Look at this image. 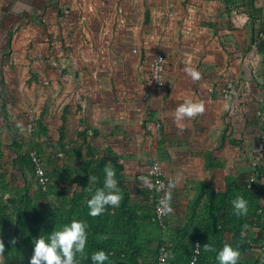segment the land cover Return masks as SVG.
<instances>
[{
    "label": "crops",
    "instance_id": "1",
    "mask_svg": "<svg viewBox=\"0 0 264 264\" xmlns=\"http://www.w3.org/2000/svg\"><path fill=\"white\" fill-rule=\"evenodd\" d=\"M242 1L248 3V0ZM240 3L241 0L233 3L225 0H4L0 7L2 32L21 21L31 34L37 35L38 44L33 55L48 51L46 38L49 39V73L67 70L69 77L79 75L80 80L74 82L73 105L79 115V126L88 124L112 147L123 162L125 176L134 180L136 187L144 186L138 179L140 175L149 178L147 166L143 167L144 172L138 173L142 168L139 145L142 143L143 150L148 151L152 143L153 162L157 161L162 167L167 183L178 181L172 190L174 211L167 232L172 240L183 230L191 213L192 224L185 232V239L195 233L193 227L204 210L202 199H196L201 183L206 181L215 191L223 190L231 174V165L217 155L221 148L215 144L216 140L220 144H230L217 128L221 115L227 111V100L219 97L217 92L210 95L208 88L213 84L214 64L228 57L227 45L239 40L231 27L239 26L240 15H245L247 23L251 24V38L262 51L261 41L254 36L251 19L238 10ZM263 4L264 0H254L253 6L246 7L250 10L259 8L262 12ZM226 12L230 13L229 18ZM26 15L31 17L29 23L23 22ZM40 20L47 25L33 24ZM220 23H224L223 30L219 28L217 33L221 32L222 36L213 28L214 24L220 27ZM25 29L15 37V48H20L26 39ZM141 34L144 38L142 49ZM5 38L4 43L9 45L11 37ZM154 50L155 55L160 52L165 60L168 58L163 85L153 84L150 79L145 81L134 70V65L143 57H150ZM200 51L205 53L201 55ZM199 58L203 63L197 67ZM38 61L39 65L29 67L28 83L37 81L44 72L43 62ZM54 63H59L58 67ZM187 65L202 74L200 81L193 83L185 74L183 69ZM261 66L262 73L264 53ZM186 98L203 101L206 111L186 120L185 129L180 131L173 123V113ZM247 103L251 105L252 102L247 100ZM69 107L63 109V121H67ZM259 131L252 128L249 135L240 136L237 141L246 150L256 144ZM137 141L138 146L134 143ZM234 170L238 172L234 175L239 178L246 173L243 165L238 164ZM229 239V236L225 238L226 241ZM235 241L241 252L238 261H245L251 249L245 245L244 237ZM156 246L157 242L152 241L151 247Z\"/></svg>",
    "mask_w": 264,
    "mask_h": 264
},
{
    "label": "rangeland",
    "instance_id": "2",
    "mask_svg": "<svg viewBox=\"0 0 264 264\" xmlns=\"http://www.w3.org/2000/svg\"><path fill=\"white\" fill-rule=\"evenodd\" d=\"M3 3L4 0H0V7L3 6ZM181 3L184 4L183 1ZM224 11L226 10L224 9ZM227 15L229 18L230 13H227ZM29 17V15H26L23 18V22L29 23ZM33 24L37 26L47 25L46 22L41 20L38 22L33 21ZM14 25V27L12 25L7 28V31L2 32L0 30V171H6L13 186L17 184L21 186L19 189H13L10 193H6L0 186V240H3L5 244V257L7 256L6 241L13 231L21 226L17 221V211L20 208L22 196L26 191L29 195H33L39 185L32 169L30 170L22 164L27 145L34 144L39 149L46 175L48 179L50 177L51 183L60 189L64 188L68 194L84 188L88 198L91 197L97 188L103 187L104 180L100 181L98 186H92V191H88V183L83 185L85 184V174L82 171L81 159L76 155H65L60 140L66 143L68 148L75 145V148L82 149V152H85V147L90 145L94 157L103 155L111 159L109 153L103 148L106 141L99 137L98 133L96 134L94 129L88 124L84 123L79 126V115L73 109L76 88L74 82L80 80L78 79L79 75L75 74L69 77V71L67 70L61 73L57 71L56 73H49V39L46 38V49L48 51L33 55V49L38 44L37 35L31 34L28 26H23L21 21L20 23L15 22ZM223 26L224 23H220V27L214 24L213 28L219 36H222V33H217V30L219 28L222 29ZM23 28H26L25 36L27 37L21 43L20 48H15V37H18ZM231 28L235 29L239 40L225 47L226 56L229 58H221L219 63L214 64L215 72L212 73L213 84H210L208 90L210 95H212L211 87H221L228 78H233L234 80L232 96L227 100V111L221 115L219 119L220 125L217 126L230 144L228 146L225 142L220 144L217 140L215 144H218L219 148H221L220 151L216 152L217 155L224 163L231 165V174L229 176L235 177L236 175L234 174L238 172L234 169L237 168L238 164L239 166L243 165L247 171L250 163L249 153L245 151L244 147H241L242 145L237 141L238 137L249 135L248 133L252 128L260 129V131L264 130V82L261 79L263 53L257 48L251 38V24L247 23L246 16L240 15L239 26ZM140 30L144 32L143 28ZM235 32L231 31V33ZM6 36L11 37L9 45L6 42L4 43ZM140 36V47L142 49L144 38L142 34ZM218 39L221 42V38ZM208 49L211 52V48ZM204 53L205 51L199 52L201 55ZM154 55L155 50L150 57H143L138 64L134 65L135 73L147 82L149 81L150 73L148 66ZM38 59L43 62L44 72L40 73L37 81L28 83L29 67L36 64L39 65ZM70 62L71 66L74 67L72 56ZM168 63V58H166L164 63L165 73ZM202 63V58H199L197 67H200ZM58 65L59 63H54L56 67ZM252 98H257V101L252 102ZM247 100L252 102L251 105L247 103ZM258 101L262 102V104L257 103ZM29 106L34 109L35 115L42 120H40L41 123L47 129L45 133H35L32 143L29 142V135L25 133L24 129L27 116L26 109ZM65 106H70L67 121L62 120V112ZM254 107L260 110V122L257 121L259 118L257 119L254 115ZM255 119L256 122H254ZM18 123L23 124V131L17 128ZM249 126L250 129L248 128ZM37 128L39 129L38 124ZM82 130L85 131L86 135H79L78 132ZM62 134L64 136L61 139ZM73 141H76V143H73ZM134 143L137 144L136 146L139 144L138 141ZM128 144V146H133L131 143ZM151 146L153 147L152 143ZM152 147L148 151H144V146L140 143L139 151L141 155L139 162L142 164V168L138 170V173L144 172L143 167H150L153 163L155 151H152ZM57 152H62V155L59 156ZM253 155L257 161L258 169L256 183L253 188L264 199V151L253 152L251 156ZM115 179L122 195L119 179L117 177ZM123 183L127 185L130 197H136L134 180H130L128 176L124 175ZM39 203L41 205H54L56 201L54 196L49 195L39 201ZM108 211V213H112L113 209ZM111 218H113L112 215ZM255 232L257 230L254 231V234ZM250 249L251 253L242 262L264 264V261L258 258L256 248L251 247Z\"/></svg>",
    "mask_w": 264,
    "mask_h": 264
},
{
    "label": "trees",
    "instance_id": "3",
    "mask_svg": "<svg viewBox=\"0 0 264 264\" xmlns=\"http://www.w3.org/2000/svg\"><path fill=\"white\" fill-rule=\"evenodd\" d=\"M234 1L225 0L227 3ZM253 1L248 0V3L245 4L241 0V7L244 5L245 7H239L238 10L245 12L251 19L254 36L261 41L260 48L264 53V4L262 12L259 8L255 9L254 7L250 10L246 6H253ZM262 74H264V70ZM251 100L252 102L256 101L254 98ZM40 120L36 116L34 130L29 136L31 143L35 133L47 131L41 123L42 120ZM78 133L79 135H86L83 130ZM63 136L64 134H62L61 139ZM60 142L65 155H76L81 159L82 171L85 174V184L83 185L89 183V176L94 175L98 177V182L93 186H98V183L104 180L103 168L105 165L110 163L115 168L116 177L122 187L120 206H109L101 216L90 217L87 208L89 198L86 196L84 188L68 194L64 188L60 189L51 183L49 177L46 189L38 185L33 195H29L27 191L24 192L20 208L17 211V221L21 226L17 227L6 241L5 264H30L34 240L41 236L47 240L52 231L59 230L64 225H70L73 219L86 223L88 233L85 249L88 259L81 260L78 257V264H91L90 256L98 250H103L108 254L109 261L106 264H157L158 245L161 242L169 243V252L173 253L175 257V259L169 260V264H189L191 239L193 237L199 238L201 242L200 260L204 264H218L215 258L216 252L206 253L203 251L205 244L212 245L217 251L222 249L225 243L237 247L235 239L241 237L240 233L245 224L249 226L244 236L245 245L248 248H255L260 239L264 237V213L259 212V208L264 206V199L254 190L253 186L249 187L246 182L250 163L244 177H227L223 190L215 191L206 181L202 182L201 185L199 184L196 199H202L204 210L199 216L198 223L193 227L195 233L188 240L185 239V232L192 224L193 214L191 213L189 221L183 225V230L178 232L175 239L172 240V238H168V233H163L162 226L158 222L152 221L154 202L150 203L144 199V195L150 192V188L136 187V197H130L128 187L123 183L125 175L123 162L109 144H104L103 148L109 153L111 159L103 155L94 157L90 145H87L86 151L82 152V149L75 148V145L68 148L66 143L62 140ZM32 148H35L40 154L39 149L34 144L27 145L22 164L26 168L32 169L34 176H36L29 157V150ZM60 153L62 155V152ZM0 186L6 193L21 187L18 184L13 186L10 183L6 171H0ZM137 194L142 195V198H138ZM49 195L55 197L56 203L54 205H41L39 201ZM238 195L243 196L248 201V214L246 216L237 217L230 204V201ZM110 209H113L112 213H108ZM255 230L257 232L254 234ZM227 236L230 238L228 241L225 240ZM152 241L157 242L155 248L151 247ZM238 264L247 263L240 261Z\"/></svg>",
    "mask_w": 264,
    "mask_h": 264
},
{
    "label": "clouds",
    "instance_id": "4",
    "mask_svg": "<svg viewBox=\"0 0 264 264\" xmlns=\"http://www.w3.org/2000/svg\"><path fill=\"white\" fill-rule=\"evenodd\" d=\"M185 74L191 78L193 83L202 79V74L194 67L187 65L183 69ZM205 103L199 100L186 98L180 103L173 113V123L180 131L186 127L185 121H190L205 113ZM17 128L23 131V124L18 123ZM104 182L102 188H97L91 197L87 200L88 215L90 217L101 216L107 207H119L122 195L117 185L116 170L109 163L103 168ZM159 172V165H156L150 172V175ZM140 183L148 188L156 187L157 191L164 190V184L157 180L153 182L143 175L138 177ZM98 177L89 176L88 191H92V186L97 184ZM178 181L169 180L167 190L163 197L158 201L157 214L160 216L171 215L173 208L171 206L172 190L177 187ZM237 217L248 214V201L243 196H236L230 201ZM248 225H243L240 233L244 237L248 230ZM88 242L87 225L83 221L73 219L70 225H64L61 229L52 231L47 240L41 236L34 240V250L30 258V264H78L79 259H88L86 254V245ZM14 243V241H13ZM203 251L206 253L216 252V261L218 264H237L241 252L239 248H234L231 244L225 243L222 249L216 250L212 245L205 244ZM196 256L200 255L201 247L196 245L193 251ZM170 259H175L173 253L163 252L159 257L160 264H167ZM91 264H106L109 261L108 254L103 250L95 251L90 256ZM0 264H5V244L0 240Z\"/></svg>",
    "mask_w": 264,
    "mask_h": 264
},
{
    "label": "built area",
    "instance_id": "5",
    "mask_svg": "<svg viewBox=\"0 0 264 264\" xmlns=\"http://www.w3.org/2000/svg\"><path fill=\"white\" fill-rule=\"evenodd\" d=\"M264 20V17H263ZM261 35V33H260ZM165 59L164 55L160 52L156 53L154 56L151 65H150V73H149V79L153 84L156 85H163L164 84V66ZM261 79L264 82V74L261 75ZM233 85H234V80L233 78H228L227 81L221 86V87H211L210 90L213 92H218V96L221 97L224 100H228L232 96V91H233ZM26 121L24 125L25 133L30 136L32 131L34 130L35 126V111L34 109L29 106L26 109ZM255 116L258 119L257 121L260 122V110L256 109L255 111ZM247 153H249V162H250V171L248 172L246 176V182L249 187H252L256 183L257 175H258V169H257V161L251 154L253 152H263L264 151V130H261L258 134V141L257 143L250 148H246L245 150ZM59 156L61 155L60 152L57 153ZM29 157L31 160V163L33 165V169L37 178V181L39 185L43 188L46 189L47 187V182H48V177L45 172V167L43 164V159L39 152L35 149L32 148L29 150ZM159 165L157 162H153L148 170L149 174V179L153 182L155 185V182L157 180L161 181L164 184V190L163 191H157L156 187H153L150 189L149 193H146L144 195V199L147 202H154V211L152 214V221L158 222L162 226V231L163 233H167L169 231V218L170 215L166 216H160L157 214V206H158V201L163 197L164 191L167 190V179L164 176L163 169L159 165V172L153 175H150L151 170L156 166ZM138 198H142V195H138ZM259 212L264 213V206H261L259 208ZM264 232V230H263ZM165 239V235H164ZM199 244L201 247V242L199 238L193 237L191 239V248H190V258H189V264H204L200 260V255L196 256L194 254V250L196 248V245ZM256 251H257V256L261 261H264V237L260 239V241L256 245ZM169 243L168 242H161L158 245V253H157V264H160L159 257L162 255L163 252H169ZM201 253V252H200ZM169 264V261L167 262Z\"/></svg>",
    "mask_w": 264,
    "mask_h": 264
}]
</instances>
